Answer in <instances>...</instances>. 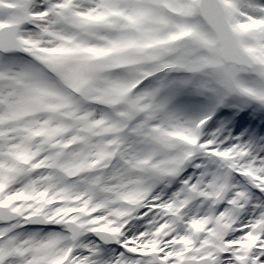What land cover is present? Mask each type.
Segmentation results:
<instances>
[{
  "label": "snow or ice",
  "instance_id": "1",
  "mask_svg": "<svg viewBox=\"0 0 264 264\" xmlns=\"http://www.w3.org/2000/svg\"><path fill=\"white\" fill-rule=\"evenodd\" d=\"M0 264H264V0H0Z\"/></svg>",
  "mask_w": 264,
  "mask_h": 264
}]
</instances>
